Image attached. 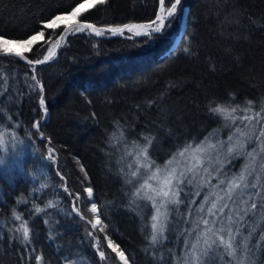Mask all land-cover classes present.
<instances>
[{
    "label": "trees",
    "instance_id": "trees-1",
    "mask_svg": "<svg viewBox=\"0 0 264 264\" xmlns=\"http://www.w3.org/2000/svg\"><path fill=\"white\" fill-rule=\"evenodd\" d=\"M82 1L0 0V34L26 39L43 30L45 36L28 55L41 58L60 30L47 29L44 24ZM168 6L170 0H165ZM158 7V0H108L98 6L99 11L89 10L82 17L97 25L119 27L150 22ZM183 10H187L186 27L171 49L182 27ZM186 46L190 54L185 53ZM125 51L132 55H122ZM107 55H118L126 63ZM35 70L48 109L41 128L44 140L31 127L43 117L31 66L13 57L0 58V80L6 81L0 83L4 141L0 158L5 161L0 165V264H120L107 248L106 234L125 252L129 264H191L189 249L203 223L198 214L202 196L210 190L214 194L221 191L246 163L264 183V154L256 155L254 161L247 156L256 146L253 133H258L264 121H253L255 127L246 128L247 121L237 119V126L252 139L245 143L243 153L229 154L227 143L221 147L220 142H227L230 130H235L232 120L209 110L217 104L240 105L233 114L239 118L254 115L264 103V0H181L161 33L98 37L85 31L68 35L58 58ZM248 100L255 102L254 108L245 113ZM145 137L156 138L149 156L160 168L186 144L195 146L205 137L218 144L215 150L222 156V164L205 186L198 188L192 175L191 184L186 181L179 186L183 203L161 207L164 226L155 245L150 236L156 208L143 198L148 189L133 196L155 171L140 167L145 161L142 156L137 158L147 143ZM49 146L57 150V163L46 159ZM138 167V176L132 177ZM221 180L225 185L218 186ZM65 185L72 195L64 191ZM88 186L93 187L107 225L104 232L94 231L88 223L89 201L83 191ZM77 192L81 198L76 206L83 220L73 211ZM155 199L159 205L160 198ZM49 202L54 207H47ZM37 205L44 209L38 215ZM14 208L33 225L30 245L20 242L21 233L10 231L20 223L12 216ZM236 227L240 241L247 238L254 247L264 231V209L258 208ZM88 232L101 237L106 259L101 260ZM37 255L42 257L40 262L35 260ZM257 255L259 264H264V255ZM213 262L245 264V254L241 248L230 259L216 251Z\"/></svg>",
    "mask_w": 264,
    "mask_h": 264
},
{
    "label": "snow or ice",
    "instance_id": "snow-or-ice-1",
    "mask_svg": "<svg viewBox=\"0 0 264 264\" xmlns=\"http://www.w3.org/2000/svg\"><path fill=\"white\" fill-rule=\"evenodd\" d=\"M159 2V11L155 15V18L148 23L144 24H125L123 27H109L107 31L116 34H123L125 29L132 31L134 29H143L144 35H154L156 33H161L163 29L169 26L170 18L173 17L176 12L178 6L181 4V0H170V6L165 7V0H158ZM108 0H94V4H107ZM84 7V4L78 3L76 7L72 8L71 12L67 16L56 15L54 18L49 20L44 24V27L47 29H52L57 26L59 21L73 18L75 19L79 14L80 10ZM167 13L166 15L164 13ZM85 29H90L95 33L96 36H101L104 34V29L96 27L92 23H83L77 24L75 26L76 32H82ZM150 30V31H149ZM68 31L67 28L64 30ZM140 32H137V35H140ZM45 36V32L43 30L39 31L35 35L29 36L27 39H7L4 35L0 34V52H4L8 56H17L20 59H24L23 51H16L10 47V45H16L20 49H31L34 41H37L38 38H43ZM66 37L61 34L58 39H65ZM186 54L191 53V49L189 47H185L184 49ZM55 51L52 48L48 49V54L43 57V60H27L29 65H40L46 61H50L53 56H55ZM33 75L31 79L35 81V85L39 86L40 98H39V106L40 109H43V117L41 119H37L34 123H32L31 127L36 129V133L39 134L41 140L46 139L45 133L41 131L42 121L47 118L48 109L46 107L44 93V86L41 84V81L37 79L35 75V68H33ZM0 83H6V81L0 80ZM30 89L35 90V86L30 85ZM8 94V90L5 89L4 95ZM232 96L233 101L235 100L234 94H230ZM254 101L248 100L246 101V107L243 109L245 113L253 111ZM240 109V105H236L235 107H226L220 104L215 105L214 107H210V112L213 114L224 115L226 119L232 120V125L235 127L234 131L230 130V134L228 136V141H221L220 145L223 147L226 143L228 145V153H243L245 148V143L250 142L252 137L249 136L248 133L244 132L239 126H237V119L240 120L241 123L247 121L244 124V127L252 126L253 128L256 124H261V121H264V103H262L259 111H255L254 115H244L242 117H235L233 114ZM8 127L11 128L12 124L9 123ZM225 127H229L225 125ZM256 146L252 147L250 152H247V156L251 157L255 160L256 155L264 154V124L258 130V133H253ZM235 139V143L233 142V138ZM155 137H145L147 141L146 145L142 148L141 152L138 153V160L140 156L143 157L145 163L140 165V167L144 168H155V171L151 173V175L145 179L144 183L140 185L139 188L136 189L133 196H140L141 191L144 189H151L152 192L155 193V196H160L165 198L159 205H157V201L154 196L148 195L145 193L144 199L152 201V206L156 208L157 215H153L151 217L153 223L152 234L150 236V241L153 245H155L158 241V238L162 233H158V224L156 221L158 220V215L160 213L161 207H167L168 204H180L183 201L180 199L181 188L179 185L184 184L189 173H194L198 169H202L204 172L211 175L207 168H204V156L207 154L209 149H215L217 146L208 142V137H205L203 141L195 144L193 146L191 143L186 144L182 149H179L176 153H174L171 158L166 162L164 169H161L159 166L155 164L154 160L150 159L149 156V147L153 144ZM48 144L51 145L52 141L50 138H47ZM3 134L0 133V144H3ZM56 149L49 146L47 147V156L46 159L49 162L57 163L56 159ZM211 157H209V160ZM177 162V166L169 168L168 165H172L173 162ZM5 161L0 158V165L4 164ZM181 165L183 167L181 168ZM140 167L137 168L136 171L131 173L132 177H136L139 174ZM249 164H245L241 172L234 176L232 179L228 180L226 183V187H222L221 191L223 195L215 194L216 199L211 201V205L207 209V213L209 216L226 218L228 223L224 225L222 222L219 227H216L217 220H209L203 219L204 228L201 232L197 233V242L196 244L191 245L192 251V264H214L213 262V254L216 251H223L226 253L227 257L230 259H235L237 257L238 251L243 249V253L245 254V264H259L260 257L257 255H264V231L259 233V239L255 240L254 247L251 246V242L247 241L245 238V242L240 241V228H233V224H243L246 222V218L250 219L257 211V209H264V183L261 182V177L254 174V171L249 170ZM264 168V165H261ZM83 171V167H81ZM163 175V186L159 188H153L152 184L149 183L150 180H155L160 177L161 173ZM61 176V179H65V177L61 174L60 171L56 173ZM87 175V174H85ZM250 177L252 179H250ZM173 181H176L174 184ZM131 183V181H128ZM188 184H191V180H187ZM225 185V181H219L218 186ZM64 191L69 192V195L72 193L69 191L68 187L64 186ZM83 191L87 194L88 201L90 202V208L88 211L93 214L94 219L88 220V223L91 224V228L95 231L104 232V229L107 227L106 224L103 223L101 219V210L98 207V204L95 202L93 187L88 186L83 189ZM244 191L247 192V198L241 197L237 200V197L240 193ZM198 194V193H197ZM169 197H172L169 199ZM80 193H75V197L73 200V211L80 216L83 220L85 217L80 213L79 208L76 206V202L80 200ZM209 197L205 196L204 200L208 201ZM17 203H20L18 199ZM231 204V207H230ZM242 205V207H241ZM47 207H54V205L49 202ZM225 209H228V212L225 213ZM203 204H201L200 211H203ZM35 213L38 215L44 209L39 207L38 205L34 208ZM233 214H235V219L233 218ZM12 216L15 221H19V225L10 231L14 233H21L20 242L24 245H30L32 243V231L33 225L28 220L25 219L23 213H18L15 208L12 211ZM44 223L47 225L48 221L45 219ZM88 235L95 240L96 251L98 252L101 260L106 259V253L101 247V237L96 236L93 232H88ZM249 236H252V231L249 230ZM103 239H107L108 248L112 249V252L119 257L123 264H129L128 258L124 251L120 250L119 246L113 242L112 239L108 237L106 234ZM203 243V248L197 252V246ZM27 251V249H25ZM34 251V249H33ZM35 260L40 262L42 257L37 255L35 256Z\"/></svg>",
    "mask_w": 264,
    "mask_h": 264
},
{
    "label": "rangeland",
    "instance_id": "rangeland-1",
    "mask_svg": "<svg viewBox=\"0 0 264 264\" xmlns=\"http://www.w3.org/2000/svg\"><path fill=\"white\" fill-rule=\"evenodd\" d=\"M82 4H84V7L80 10V14L75 18V19H73V18H68V19H65V20H62V21H59L58 23H57V26L54 28V29H57L58 27H60V30H59V33H58V35H57V37L46 47V50H45V52H44V54L42 55V57L41 58H37V59H43V57L45 56V55H47L48 54V49L49 48H52L53 50H54V48L56 47V44H57V39H58V37H59V35H60V33H61V31L63 30V28L64 27H66L69 23H74V22H86V23H92V24H94L95 26H97V27H110V26H105V25H97L96 23H93V22H91V21H88L87 20V18H85V17H82V15H84V14H86V12L87 11H89V10H92V11H94V10H96V11H99L98 10V6L100 7V6H102V5H100V4H94V0H83L82 2H81ZM77 6V5H76ZM75 6V7H76ZM102 8V7H101ZM159 11V7H158V10H157V12ZM184 11V10H183ZM71 12V10L68 12V13H64V14H60V15H63V16H67L69 13ZM166 13V12H165ZM136 23V22H135ZM137 23H139V22H137ZM146 23V22H145ZM131 24H133V23H131ZM124 25V24H123ZM119 27H121V26H119ZM185 27H186V25H185ZM88 32V33H91V34H94L95 35V33L94 32H92V31H90V30H88V29H85L84 31H82V32ZM150 31V30H149ZM75 33H81V32H76L75 31V29H73L72 31H70L65 37H67L68 35H72V34H75ZM184 33V32H183ZM104 34H107V35H104ZM104 34H102L101 36H98V37H112V36H110V33H108V32H104ZM123 34H125V33H123ZM122 34V35H123ZM129 34H131V33H129ZM132 35H134V34H132ZM136 36V35H135ZM6 38V37H5ZM8 39V38H7ZM27 39V38H26ZM66 39V38H65ZM65 39H64V41H63V43H62V45L60 46V48H59V51H60V49L62 48V46H63V44H64V42H65ZM39 40H41V38H38L37 39V41H39ZM37 41H34L33 42V44H32V47H31V49L37 44L36 42ZM10 47L11 48H13L14 50H16V51H23V54H24V56H26L28 59H31L28 55L29 54H31V49H20V48H18L16 45H10ZM130 51H125V53L126 54H122V55H124V56H131L132 54H127V53H129ZM58 54H59V52H58ZM118 56V55H117ZM117 56H112V57H109V55H107L106 57L107 58H110L111 60H116V59H118V60H120V63H126V61H124V60H121V58H118ZM1 57H13V58H15V59H19L18 57H16V56H0V58ZM101 57V56H100ZM105 56H103V57H101V58H104ZM114 57H116V58H114ZM58 58V55H57V57L55 58V60ZM114 58V59H113ZM19 60H21V59H19ZM31 60H36V59H31ZM54 60V61H55ZM23 63H25V64H28V63H26V62H24L23 60H21ZM54 61H52V63L54 62ZM122 61V62H121ZM110 62H112V61H110ZM123 63V64H124ZM49 64H51V63H49ZM29 65V64H28ZM46 65H48V64H46ZM31 66V68H32V70H33V66L32 65H30ZM43 66H45V65H43ZM37 67H41V66H37ZM37 67H35V68H37ZM135 69V68H134ZM235 137L233 138V142L232 143H235ZM209 142V141H208ZM211 143V142H210ZM211 144H213V143H211ZM216 146L218 145V144H215ZM56 157H57V155H56ZM209 157H211V159L209 160ZM250 160H251V158H249V160H248V163L250 162ZM253 160V159H252ZM254 161V160H253ZM222 164V156H221V151L220 150H215V149H209L208 150V152H207V154L204 156V168H207L208 169V171L211 173V175L215 172V170L217 169V168H219L220 167V165ZM175 166H177V162L176 161H174L173 162V164L172 165H168V167L169 168H171V167H175ZM165 167V166H164ZM164 167H162L161 169H164ZM183 167V165H181V168ZM257 173V172H256ZM256 173H254V174H256ZM163 175H164V173L162 172L161 173V175H160V177H158L157 179H155L154 181H153V183H152V186H153V188H159V187H162L163 186ZM194 176L195 177V179L197 180V182H196V186L198 187V188H202L203 186H205L206 184H207V181H208V179L210 178V176L211 175H209L208 173H206V172H204L202 169H198L196 172H194V173H189L188 175H187V178H186V180H185V182L188 180V179H191V176ZM250 179H252L251 177H250ZM173 183L175 184L176 183V181H173ZM183 185L184 184H181V185H179L180 187H183ZM218 194H220V195H223V193H222V191H218L217 192ZM216 193V194H217ZM148 195H152V196H154L155 198H157V197H159L160 198V203H161V201H163L165 198H163V197H160V196H155V193L154 192H152L151 191V189H148ZM205 196H208L209 197V199H208V201H205L204 200V197ZM85 197H86V199H88L87 198V194H85ZM241 197H243V198H245L246 199V197H247V192H244V191H242L241 193H240V195L237 197V200H239ZM172 197H169V199H171ZM216 199V195L210 190L209 192H208V194H204L203 196H202V200H201V202H200V206H199V209H198V214L202 217V220L203 219H209V220H217V224H216V227H219L220 226V224H221V222L224 224V225H227V223H228V221H227V219L226 218H220V217H213V216H209L208 215V213H207V209H208V207L211 205V201L212 200H215ZM201 204H203V211H200V207H201ZM88 209L90 208V202L88 203ZM230 207H231V204H230ZM241 207H242V205H241ZM88 209H87V212H88V214H90V220H92V219H94V217H93V214L92 213H90V211H88ZM228 212V209H225V213H227ZM163 214H164V212H163V209H160V213H159V215H158V220L156 221V223L158 224V229H157V231H161L162 230V228H163V226H164V218H163ZM154 215H157V212H155V214ZM233 218L235 219V214H233ZM152 223H153V221H152ZM235 224H233V226H234ZM203 228H204V225H203V223H202V228H201V230L199 231V232H201L202 230H203ZM198 232V233H199ZM196 242H197V235H196V237H195V239L192 241V244L191 245H193V244H196ZM106 245H107V240H106ZM107 248H108V246H107ZM120 248V247H119ZM201 248H203V243H202V240H201V243L197 246V252H199V250L201 249ZM109 249V251H110V253H111V255L112 256H115L116 257V260H118L119 262H120V264H123V261H121L120 259H119V257L118 256H116V254L114 253V252H112V249L111 248H108ZM121 250V249H120ZM189 257L191 258L190 260H192V251H191V246H190V249H189ZM192 264V263H191Z\"/></svg>",
    "mask_w": 264,
    "mask_h": 264
},
{
    "label": "water",
    "instance_id": "water-1",
    "mask_svg": "<svg viewBox=\"0 0 264 264\" xmlns=\"http://www.w3.org/2000/svg\"><path fill=\"white\" fill-rule=\"evenodd\" d=\"M83 23H86V22H74V23H69L66 27L63 28V30L61 31L60 35L63 34L64 36H66L70 31H72L73 29H75V26H76L77 24H83ZM146 23H148V22H146ZM133 24H144V23H133ZM124 25H125V24H124ZM96 27H97V26H96ZM121 27H123V25H122ZM65 28L68 29L67 32L64 31ZM98 28H102V29H104V32H108V33H110V36H112V37L122 35V34H120V33L113 34V33L109 32V31H107L108 27H98ZM88 30H90V29H88ZM90 31H91V30H90ZM137 32H140L141 34H140V35H137ZM143 32H144L143 29H134V30H132V31H129L128 29H125L123 33H131V34H134V35H136V36H141V35H143ZM60 35H59V36H60ZM63 41H64V39H57V44H56V47L54 48V51H55L56 54H55V56L52 57V59H51L50 61H46V62H44L43 64H40V65H35V64H33L32 66L35 68V67H37V66H43V65H46V64L52 63V61H54L55 58L57 57L58 52H59V48H60V46L62 45ZM0 56H8V55L5 54L4 52H0ZM13 56H14V55H13ZM16 57H17V56H16ZM18 58H19V57H18ZM19 59H20V58H19ZM21 60H23L24 62L27 63V60H29V59H28L26 56H24V59H21ZM41 60H43V59H41Z\"/></svg>",
    "mask_w": 264,
    "mask_h": 264
},
{
    "label": "bare ground",
    "instance_id": "bare-ground-1",
    "mask_svg": "<svg viewBox=\"0 0 264 264\" xmlns=\"http://www.w3.org/2000/svg\"><path fill=\"white\" fill-rule=\"evenodd\" d=\"M187 12V10H184V13H183V22H182V27H181V30H180V33H179V35L177 36V38H176V42H175V44H174V46H172L171 47V49H173L174 47H176L177 46V44L179 43V40H180V38H181V36L183 35V32H184V30H185V25H186V13ZM165 15L167 14V13H164ZM144 35V34H143ZM127 257V256H126Z\"/></svg>",
    "mask_w": 264,
    "mask_h": 264
}]
</instances>
